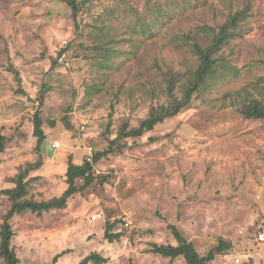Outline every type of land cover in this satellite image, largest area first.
I'll list each match as a JSON object with an SVG mask.
<instances>
[{
  "label": "rangeland",
  "instance_id": "obj_1",
  "mask_svg": "<svg viewBox=\"0 0 264 264\" xmlns=\"http://www.w3.org/2000/svg\"><path fill=\"white\" fill-rule=\"evenodd\" d=\"M79 1L74 19L66 0H0V134L7 139L0 226L11 207L5 190L21 170L34 165L28 197L62 196L69 161L82 164L90 146L92 156L107 149L125 124L138 127L165 103V73H176L181 96L199 64L193 37L207 44L230 13L249 9L220 52L232 71L209 80L190 107L153 130L119 138L94 163V182L77 180L65 208L13 216L19 264L58 254L60 264H79L94 251L104 264H187L151 251L155 243H178L173 226L201 255L221 239L230 244L207 264H264L256 237L264 230V119L238 109L264 84V0ZM115 51L116 62L105 66V54ZM108 220H118L114 232L123 234L114 242L104 236Z\"/></svg>",
  "mask_w": 264,
  "mask_h": 264
},
{
  "label": "trees",
  "instance_id": "obj_2",
  "mask_svg": "<svg viewBox=\"0 0 264 264\" xmlns=\"http://www.w3.org/2000/svg\"><path fill=\"white\" fill-rule=\"evenodd\" d=\"M66 2L72 9L74 19H77L78 12L81 9L80 1L66 0ZM248 9L249 6L247 5L245 8L238 10L235 13H230L227 20L219 26V29L217 31L213 30L209 43L202 44L197 38L193 37L194 42L191 44V48L193 53L197 56L199 64L191 73V77L187 78V80L181 85V96L175 94L176 86L179 83L176 73L172 71L165 73L168 98L165 103L152 106L147 117L138 127L129 129V126L125 124V126L121 128L119 135L115 139L110 140L107 149L103 151L96 150L94 152L92 160H88L87 157L82 164H75L72 160L69 161L67 169V182L69 186L62 196L43 201H37L28 197L29 190L26 177L28 171L34 167L33 164H29L27 168L21 170L16 175L15 187L5 190L10 197L11 207L4 215L3 222L0 226V257L4 260V264L20 263V258L12 242L15 236V231L12 227L11 219L14 215L24 214L28 211L42 214L52 209L65 208L69 198H71L79 189L77 186V180H82L84 182L83 186H89L92 184L96 179L93 173L94 163L98 162L102 156L113 152L119 138L142 136L146 132L153 130L159 123H163L166 119L174 117L182 110L190 107L194 94L199 92L201 88L205 87L209 80L216 79L221 73L225 74L235 68L220 62V52L236 33L240 21L247 15ZM64 51H67L66 48L59 53V60ZM119 52L120 51H115L112 54H105L104 59L106 64L104 65H114L116 60H113L114 58L112 59L111 55ZM123 52L124 51H122V53ZM66 58L67 56L64 60ZM255 88L259 90L260 96H252L251 98H248L238 109L246 118L264 119V84L262 85L258 83ZM34 124L35 134L38 136L39 145H41L46 139V134L42 128V118L38 113L35 115ZM6 141V137L0 134V155L5 150ZM105 224L104 236L106 239L110 242H114L116 239L121 238L123 235L121 232H114L118 225V220H108ZM173 232L178 241L176 245L171 243H155L153 244L151 251L171 259L183 257L187 264H207L212 261L218 253L222 254L228 247H230L228 242L221 239L219 244L211 248L206 255H201L196 249L194 242L182 235L175 226H173ZM60 255L61 254L56 255L52 262L44 264H60L58 263ZM106 262V257L99 252L94 251L85 256L79 264H104Z\"/></svg>",
  "mask_w": 264,
  "mask_h": 264
},
{
  "label": "built area",
  "instance_id": "obj_3",
  "mask_svg": "<svg viewBox=\"0 0 264 264\" xmlns=\"http://www.w3.org/2000/svg\"><path fill=\"white\" fill-rule=\"evenodd\" d=\"M68 55V51H64L60 57V60H64V58ZM52 149L53 150H57L58 148L61 147L59 141H54L51 145ZM89 156H88V160H92V153H93V150L94 148L92 146H90L89 148ZM56 155L53 154L52 156V159H55ZM102 214L101 213H98V214H93L92 218L93 219H97L99 217H101ZM257 242L260 244V245H263L264 244V230L260 231L258 234H257Z\"/></svg>",
  "mask_w": 264,
  "mask_h": 264
}]
</instances>
